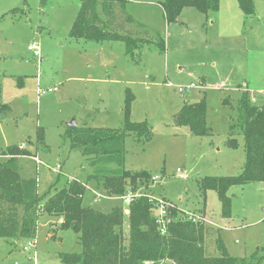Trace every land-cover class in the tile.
<instances>
[{
    "label": "rangeland",
    "instance_id": "obj_1",
    "mask_svg": "<svg viewBox=\"0 0 264 264\" xmlns=\"http://www.w3.org/2000/svg\"><path fill=\"white\" fill-rule=\"evenodd\" d=\"M161 1L128 0L127 12L158 40L133 57L123 43L69 38L78 0H47L44 5L41 0H0V105L9 107L0 114V148L22 145L35 155L20 160V165L25 177L38 178L40 195L75 178L86 180L100 167L71 149L68 124L123 129L130 89L135 97L132 122L146 124L151 138L128 137L123 167L112 164L108 169L147 170L158 179L141 187V193L176 205L185 217L204 214L209 255L220 256L215 243L219 233L230 256L250 258L258 250L263 256L264 182L230 188L231 217L224 219L217 193L203 197L198 181L237 176L244 169L243 138L236 137L237 148L227 141L242 93L248 90L255 105L264 100V0H254V17L232 6L236 0H221L219 10L208 17L186 8L171 24L164 19ZM31 45L40 47L39 57L29 50ZM203 99L211 135L197 137L177 127L174 118L187 102ZM228 99L231 105L224 103ZM39 128L44 130L45 147L37 142ZM58 164L62 174L53 172ZM95 193L90 183L85 205L104 212L126 206L106 197L96 202ZM38 225L36 248L29 252L24 250L28 239L0 238V264H63L59 254L81 252L78 236L57 230L56 219L45 215ZM128 231L126 218L125 234Z\"/></svg>",
    "mask_w": 264,
    "mask_h": 264
},
{
    "label": "trees",
    "instance_id": "obj_2",
    "mask_svg": "<svg viewBox=\"0 0 264 264\" xmlns=\"http://www.w3.org/2000/svg\"><path fill=\"white\" fill-rule=\"evenodd\" d=\"M79 10L69 30L72 40L86 42L123 43L126 52L135 56L144 45L158 40L126 10L128 0H78ZM246 17L256 16L254 0H236ZM47 0H41L44 5ZM221 0H164L160 2L167 24L177 22L182 11L194 8L208 17L220 8ZM159 45L165 49V41ZM135 97L126 90L124 128L103 129L85 125L70 127L71 149L79 150L93 166L100 167L86 180L75 178L47 195H40L38 178L25 177L20 160L31 155L22 145L0 148V238L35 239L41 217L48 215L58 221L57 230H72L79 239L81 252L61 253L63 264H264V255L258 250L250 258H234L229 255L220 234L215 243L220 256L206 252L208 227L205 215L200 219L185 217L176 205L167 208L166 233L153 215L155 203L148 197L135 199L127 207L115 205L109 212L84 204L90 183L97 193L110 200H121L129 192H137L153 181L147 170H109V165L123 167L125 144L130 136L146 135L151 131L144 123L132 122L131 112ZM249 91L242 93L237 102V119L231 127L227 145L239 147L236 137H242L245 150V166L237 176L204 177L198 181L203 197L215 191L221 203L224 219L231 217L232 199L228 195L233 186L264 182V100L261 105L251 102ZM224 103L230 104V99ZM233 108V107H232ZM9 110L0 105V114ZM177 127H186L197 137L210 136L205 99L187 102L174 118ZM39 144L45 147L44 130L38 129ZM126 210L129 211L126 214ZM182 214V215H181ZM179 215L183 217H179ZM129 231L125 234V219ZM50 235V234H48ZM53 239L54 234L50 235ZM127 236V243H126ZM264 251V250H263Z\"/></svg>",
    "mask_w": 264,
    "mask_h": 264
},
{
    "label": "built area",
    "instance_id": "obj_3",
    "mask_svg": "<svg viewBox=\"0 0 264 264\" xmlns=\"http://www.w3.org/2000/svg\"><path fill=\"white\" fill-rule=\"evenodd\" d=\"M29 50L33 51L35 56H37V57H39L41 55V50H40V47L38 45H31L29 47ZM194 87H195L194 84H192L190 86V88H194ZM179 90H180V92H183L184 89L183 88H179ZM52 91H53L52 89L49 90V92H52ZM54 91H57V88H55ZM35 159H36V162H37L38 165H42L43 164V163H41L39 161L38 158H35ZM53 172H55L56 174H62V166L60 164L56 165L53 168ZM156 179H158L157 176L154 177L155 181H156ZM95 195H96L95 197L97 198L96 202H100L102 199L105 198L104 195H102L101 193H97L96 192ZM142 196H148L155 203V208L153 209V215L156 218L157 223L160 225L162 234H165L166 233V225L169 222V218H167V208L171 206L170 203H167L163 199H158L157 200L154 197H151V196L147 195L146 193H141L140 191H138V192H129L121 200H122V202L124 204H126L125 207H127L135 199L140 198ZM126 211H128V210H126ZM196 219L197 218H195V220ZM198 219H200V218H198ZM36 243H37L36 239L29 240V243L24 248L25 252H29L31 249L36 248Z\"/></svg>",
    "mask_w": 264,
    "mask_h": 264
},
{
    "label": "water",
    "instance_id": "obj_4",
    "mask_svg": "<svg viewBox=\"0 0 264 264\" xmlns=\"http://www.w3.org/2000/svg\"><path fill=\"white\" fill-rule=\"evenodd\" d=\"M69 127H76V123L75 121H72L70 124H68ZM126 213L128 214L129 211H126Z\"/></svg>",
    "mask_w": 264,
    "mask_h": 264
},
{
    "label": "crops",
    "instance_id": "obj_5",
    "mask_svg": "<svg viewBox=\"0 0 264 264\" xmlns=\"http://www.w3.org/2000/svg\"><path fill=\"white\" fill-rule=\"evenodd\" d=\"M162 2V1H161ZM232 4V6H235V8H237L236 6H239V5H235L234 3H231ZM234 4V5H233ZM159 7L161 8V10H162V7H161V5H160V2H159ZM162 12H163V10H162ZM163 15H164V12H163ZM132 16V15H131ZM135 19V18H134ZM164 19H165V17H164ZM166 21V20H165ZM179 21V20H178ZM112 208V207H111Z\"/></svg>",
    "mask_w": 264,
    "mask_h": 264
}]
</instances>
